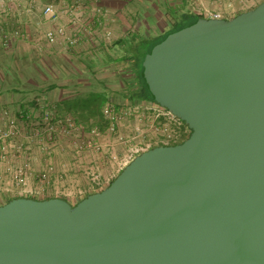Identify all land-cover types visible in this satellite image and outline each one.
<instances>
[{
  "label": "water",
  "instance_id": "1",
  "mask_svg": "<svg viewBox=\"0 0 264 264\" xmlns=\"http://www.w3.org/2000/svg\"><path fill=\"white\" fill-rule=\"evenodd\" d=\"M142 64L189 136L135 155L76 203L0 204V264H264V0L198 17Z\"/></svg>",
  "mask_w": 264,
  "mask_h": 264
},
{
  "label": "crops",
  "instance_id": "2",
  "mask_svg": "<svg viewBox=\"0 0 264 264\" xmlns=\"http://www.w3.org/2000/svg\"><path fill=\"white\" fill-rule=\"evenodd\" d=\"M174 1L175 10H185L187 7L183 0ZM261 1L250 0V7L246 9L253 8ZM97 2L109 12L107 24L112 36L108 48L105 47L98 31L94 40L82 39L73 47H66L59 39L48 41L42 32L54 28L57 23L47 21L40 15L30 17L25 23L27 36L13 37L7 48L0 46V114L5 110L8 114L22 119V122H27L26 116L30 109L45 103L55 110L57 116L70 114L79 122L94 120L93 115L88 112L89 109L80 105L74 107V100L79 93L105 92L107 96L110 95L109 98L121 115L118 131L120 132V129L124 131L125 136L134 134L132 129L126 130L124 124L132 120L135 107H142L153 101L137 97L133 99L131 94L138 84L127 72L128 64L123 60L115 61L109 58V55H113L112 50L115 47L123 48V45L118 44L119 41L125 46L132 36L137 34L132 29V19L127 12L129 2L128 0H97ZM232 3L237 5L236 0H232ZM15 17L14 13L7 17L2 15L0 34L2 30L11 27L12 22L16 20ZM19 18L22 20L24 17ZM59 22L65 23V18H61ZM115 95L120 97L118 101ZM47 142L51 146L48 153L39 150L38 139L32 138L19 156L11 158L13 163L24 161L29 163L30 173L26 189L39 191L38 195L33 197L59 196L76 203L85 195L98 191L88 184L89 178L87 174L84 175L87 173L85 170L90 167L88 166L90 159L87 160V156L91 151L86 150L80 155H75L70 141L62 136ZM98 162L101 164L100 159ZM48 163L55 166V171L50 175L49 181L42 184L36 175ZM3 170L4 164H0V171ZM114 174L115 170H112L104 175L114 176ZM3 185L7 191L0 194V203L16 195L19 196V186L15 185L8 176L4 179Z\"/></svg>",
  "mask_w": 264,
  "mask_h": 264
},
{
  "label": "built area",
  "instance_id": "3",
  "mask_svg": "<svg viewBox=\"0 0 264 264\" xmlns=\"http://www.w3.org/2000/svg\"><path fill=\"white\" fill-rule=\"evenodd\" d=\"M183 1L187 6L186 11L200 15V17L217 19L230 18L250 7V0H236L237 5H234L232 0ZM237 9H242V11L237 12ZM233 12L235 14H232ZM13 13L16 20L12 22L9 29L2 30L0 34L2 48L9 47L13 37L27 36L25 23L35 15L57 23L54 28L43 30L42 34L48 41L59 39L66 47H73L82 39L94 40L98 31L101 39L104 40L105 47H109L112 36L107 24L109 12L97 0H0V19L2 15L7 17ZM20 16L24 18L20 20ZM61 18H65L66 22L58 23ZM139 108L143 110V113L148 114L147 118L151 119V124L157 130L154 139H144L145 136H143L141 140H133L122 135L118 131L121 115L114 103L106 102L102 107V116L106 121L105 132L114 135L116 140L128 145L119 162L112 154V144L102 141L104 134L96 125L86 127L70 114L57 116L55 110L45 103H40L37 107L30 109L26 116L27 122H22V119L2 110L0 114V164H4V170L0 171V194L7 191L3 182L8 176L15 185L19 186V196L38 195L39 191L37 192L36 189H26L30 173L29 163L11 161V158L19 156L26 149V145L32 138L38 139V148L44 153H48L51 148L47 141H53L61 136L70 141L75 155H80L86 150L98 153L108 152L117 164L109 163V168L121 170L135 155L155 145L174 144L188 132L189 128L180 118L156 102H149ZM100 166L97 165L95 169H90L86 173L89 178L88 184L97 190L108 185L114 177L102 174ZM54 171L55 166L48 163L37 173L36 178L40 183L45 184Z\"/></svg>",
  "mask_w": 264,
  "mask_h": 264
},
{
  "label": "rangeland",
  "instance_id": "4",
  "mask_svg": "<svg viewBox=\"0 0 264 264\" xmlns=\"http://www.w3.org/2000/svg\"><path fill=\"white\" fill-rule=\"evenodd\" d=\"M128 2H129V5H128L127 12H128V15H130L132 19V22H131L132 29H134L135 30L134 32H137V34L133 35L132 39H130V41L126 43V45L123 46V48L115 47L112 50L113 55H115V57L116 56L123 57L122 54L124 55L131 54L132 47L136 43H137V46L145 48L148 45V41L147 40L143 41L142 39H146V38L150 39L166 31L171 26V23H170L171 19H174L177 16V13H175L173 9H171V7L175 4L174 0H128ZM124 47H125V50H124ZM79 96L84 97L82 95H79ZM115 97L117 98V99L115 98L116 101L120 99L118 95H115ZM80 107L83 108V106L81 105ZM133 113L134 115L131 116L132 120L128 122L130 124L128 123L124 124V128L126 130L132 129L134 134H131V136H126V137H130L133 140H139V139L141 140L143 136H145L143 137L144 139H154L157 130L151 124V119L147 118L148 114L143 113V110H141L139 107H135V110ZM94 119L95 120L80 121V122L84 124L86 127H89L90 125L98 126V128L104 134L102 141L104 143L112 144V151H113L112 154L114 155L115 160L119 162L121 157L124 155L125 150L128 145L116 140L114 135H109L105 132L106 121L104 118L103 119L105 122H102L103 119L102 121L99 120L98 116H96ZM120 133L125 136L124 131H122L121 129H120ZM87 158H88L87 160L90 159V161L88 162V166L90 167L87 170H85V172L89 171L90 169H95L97 165L100 166L98 159L101 160V166H100L101 168L99 169L102 174H106L108 171L115 170L114 176H116L120 170L118 168L117 169L109 168L108 164L109 163L114 164L115 162L111 158V155L108 152L98 153L96 151H91V153H89ZM84 175H86V173ZM69 202L74 203L73 200Z\"/></svg>",
  "mask_w": 264,
  "mask_h": 264
},
{
  "label": "trees",
  "instance_id": "5",
  "mask_svg": "<svg viewBox=\"0 0 264 264\" xmlns=\"http://www.w3.org/2000/svg\"><path fill=\"white\" fill-rule=\"evenodd\" d=\"M171 9H173V11L175 13H177V16L174 19H171V22H170L171 26L166 31L158 34L157 36H154L150 39H148V38L142 39L143 41H146V40L148 41V45L145 48L137 46V43H136L132 47V53L131 54L122 55L123 57H117V56L114 57L111 54L113 56L112 57L111 55H109V58H113L115 61L116 60L117 61L123 60L126 64H128V67H127L128 71L127 72H129V74H131V78L134 77L136 79L137 84H138L137 88L133 89V91H132L131 97L133 99L137 97L138 99L153 101L152 96H151L150 92L148 91L147 86L145 84V81L142 77V69H143L142 63H143V59H144L146 53H148L155 44L161 42L169 33L174 32L180 28H183V27H186V26H189V25L195 23L197 21L198 17H200V15L194 14V13L186 11L184 9L183 10H180V9L175 10V7H173V6L171 7ZM118 44L124 46V43L122 41H119ZM81 94L82 93H79V95H81ZM79 95L76 98V100H74L75 103L73 106L78 107V105L82 104L83 108L89 109L88 112H90L94 118L96 116H98L99 120L102 121V119H103L102 118L103 117L102 112H101L102 107L106 102H112L111 99L109 98L110 95L107 96L105 94V92H98V91H87V92H85V94H83L85 97H80ZM78 103H81V104H78ZM115 107H116V105H115ZM102 122H105L104 119ZM184 125L187 127V125L185 123H184ZM190 132H191V130L188 129V132L186 134H184L181 137V139H179L174 144L183 142L189 136ZM119 172H120V170H119ZM115 177L116 176H114L110 180V182ZM52 197H54V196H52ZM10 199H8V200H10ZM8 200L4 201L3 203L7 202ZM0 204H2V203H0Z\"/></svg>",
  "mask_w": 264,
  "mask_h": 264
}]
</instances>
